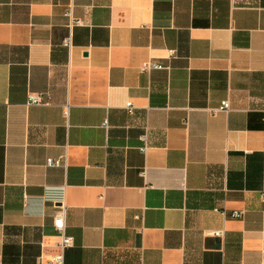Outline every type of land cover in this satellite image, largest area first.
I'll return each instance as SVG.
<instances>
[{
    "label": "crops",
    "instance_id": "crops-1",
    "mask_svg": "<svg viewBox=\"0 0 264 264\" xmlns=\"http://www.w3.org/2000/svg\"><path fill=\"white\" fill-rule=\"evenodd\" d=\"M61 204L65 264H264V0H0V264Z\"/></svg>",
    "mask_w": 264,
    "mask_h": 264
},
{
    "label": "built area",
    "instance_id": "built-area-1",
    "mask_svg": "<svg viewBox=\"0 0 264 264\" xmlns=\"http://www.w3.org/2000/svg\"><path fill=\"white\" fill-rule=\"evenodd\" d=\"M72 1V0H71ZM72 2H70V4L68 5L67 9L65 10V15H67L70 19V25H72V23H80V21L78 19H73L72 18ZM62 45L65 47H70L71 46V37H66L63 39L62 41ZM172 50H169V53L172 54ZM152 68H162V65L159 64L158 62H154V61H148L143 63L142 65H140V69L141 70H148V69H152ZM45 101L43 100V97L41 95V93H37V92H29L27 94V100H26V104L30 105V104H44ZM130 102H126L125 103V107L127 109H130ZM229 108V103L228 100H222L219 106V109L221 110H227ZM104 124H106V121L104 122ZM142 138L145 139V135H142ZM59 159H50L48 158L46 160V164L48 166L51 165H58L59 164ZM61 200V199H59ZM233 216H238L240 215V211H233L232 213ZM64 216H65V207L61 204L57 210L55 211V214L53 216V220H52V224L53 227L55 229V233L57 236V241L55 242V252L52 253L47 259H45L44 261H40V264H65L64 263V253L65 250L72 245V237L68 234H66L65 232V222H64ZM210 234L214 237H221L223 234V230L222 229H215L210 231Z\"/></svg>",
    "mask_w": 264,
    "mask_h": 264
}]
</instances>
